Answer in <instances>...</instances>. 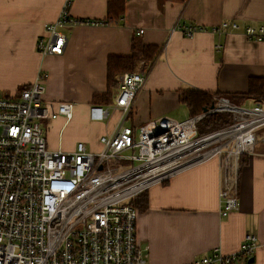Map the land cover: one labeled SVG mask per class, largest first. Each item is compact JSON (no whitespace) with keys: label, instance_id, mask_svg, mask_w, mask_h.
Instances as JSON below:
<instances>
[{"label":"crops","instance_id":"crops-1","mask_svg":"<svg viewBox=\"0 0 264 264\" xmlns=\"http://www.w3.org/2000/svg\"><path fill=\"white\" fill-rule=\"evenodd\" d=\"M108 1L70 0L68 13L78 19L102 20ZM65 2L0 0V93L17 95L42 73L43 98L73 104L69 119L59 116L46 121L49 149L68 152L83 141L87 149L97 150L98 137L116 131L122 111L112 106L113 98L100 104L110 112L104 121H90L87 110L94 95L106 92L107 58L129 55L134 37L146 45L160 46L161 51L123 122L132 129L163 115L179 119L186 112L182 119L189 116L187 107L178 100L183 88L245 92L249 77H264V40L247 39L240 32L215 34L205 30L189 38L172 31L176 21L204 27L224 19L239 26L264 24V0L167 1L162 8L157 0H125L124 15L117 23L65 27L62 53L43 56L35 48L36 40ZM116 81L111 89L113 97ZM255 135L253 151L241 156L238 205L228 215L219 214L218 158L144 191L146 207L136 214L135 238L138 246L148 247L147 264H183L214 247L224 255L231 254L246 233L257 238L252 260L239 258L232 264H264V126Z\"/></svg>","mask_w":264,"mask_h":264},{"label":"built area","instance_id":"built-area-1","mask_svg":"<svg viewBox=\"0 0 264 264\" xmlns=\"http://www.w3.org/2000/svg\"><path fill=\"white\" fill-rule=\"evenodd\" d=\"M69 1L36 40L43 56L62 53L63 28L107 23L71 17ZM174 30L189 38L209 30L264 40V24L239 26L225 19L210 27L176 21ZM148 69L140 60L135 70L116 76L112 106L122 111L120 124L112 135L98 137L97 150L87 149L83 141L68 152L49 149L41 122L69 119L73 104L43 98L44 74L38 73L17 95L0 93V264H147L148 247L138 246L135 238L138 211L129 201L211 158L220 161L219 214L237 208L240 159L254 149L255 133L264 126V107L258 102L238 105L220 96L199 114L182 120L163 115L132 129L123 122ZM109 113L106 106L90 104L87 117L99 122ZM210 113H229L231 123L198 133L197 122ZM256 247V236L246 233L231 254L214 247L183 264H232L251 257Z\"/></svg>","mask_w":264,"mask_h":264},{"label":"trees","instance_id":"trees-1","mask_svg":"<svg viewBox=\"0 0 264 264\" xmlns=\"http://www.w3.org/2000/svg\"><path fill=\"white\" fill-rule=\"evenodd\" d=\"M167 1L185 2L186 0H157V5L162 8ZM125 0H109L106 6L107 23H117L124 15ZM161 51L160 46L146 45L138 38H132L130 53L127 56H109L106 61V92L102 95L92 97L93 104H108L112 101L113 95L111 89L116 86V76L125 71L136 69V62L144 60L148 68L157 58ZM226 97L230 102L241 105L243 101L251 99L253 103L264 102V77L251 76L248 78L247 90L245 92L224 93L220 91L204 92L195 88L186 87L180 90L178 100L184 104L189 115H196L209 108L215 102L216 97ZM231 123L229 113H210L203 116L196 125L198 133L202 134L211 130L224 127ZM129 203L141 211L146 207V198L144 191L132 198Z\"/></svg>","mask_w":264,"mask_h":264},{"label":"rangeland","instance_id":"rangeland-1","mask_svg":"<svg viewBox=\"0 0 264 264\" xmlns=\"http://www.w3.org/2000/svg\"><path fill=\"white\" fill-rule=\"evenodd\" d=\"M245 106H251L253 103L252 102H248V101H245L244 103H243ZM262 106L264 107V102L262 103ZM187 115V113L185 112L184 114H180V116H178V120H182V118H183V116L185 117ZM42 123V126L44 125V130H45V138H46V125H45V123L46 122H41ZM111 164H115L114 162H112ZM124 164H126V163H124Z\"/></svg>","mask_w":264,"mask_h":264},{"label":"water","instance_id":"water-1","mask_svg":"<svg viewBox=\"0 0 264 264\" xmlns=\"http://www.w3.org/2000/svg\"><path fill=\"white\" fill-rule=\"evenodd\" d=\"M213 106V104H211V107ZM206 110V109H205ZM248 261H251L252 260V257H249L248 259H247Z\"/></svg>","mask_w":264,"mask_h":264}]
</instances>
